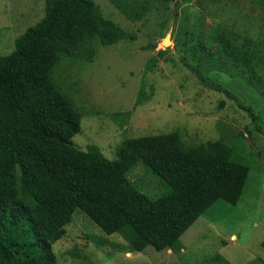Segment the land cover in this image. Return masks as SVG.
Masks as SVG:
<instances>
[{
    "label": "rangeland",
    "instance_id": "obj_1",
    "mask_svg": "<svg viewBox=\"0 0 264 264\" xmlns=\"http://www.w3.org/2000/svg\"><path fill=\"white\" fill-rule=\"evenodd\" d=\"M94 1L124 38L96 40L94 59L66 58L55 69L81 114L74 144L116 160L126 139L177 133L188 146L225 143L250 173L240 202L214 204L181 237L180 252L127 253L122 238L76 210L54 245L57 264H264V0H152L136 20L110 0ZM44 15L45 0H0V56ZM220 34L239 48L251 40L252 64L228 58ZM129 177L154 198L169 190L143 166ZM100 238L109 244L97 246Z\"/></svg>",
    "mask_w": 264,
    "mask_h": 264
},
{
    "label": "trees",
    "instance_id": "obj_2",
    "mask_svg": "<svg viewBox=\"0 0 264 264\" xmlns=\"http://www.w3.org/2000/svg\"><path fill=\"white\" fill-rule=\"evenodd\" d=\"M150 1L110 0L132 20ZM123 38L94 0H45L44 17L0 56V264H57L54 245L76 210L122 238L117 246L127 253L180 252L181 237L214 204L240 202L250 169L221 141L188 146L177 133L126 139L116 160L74 144L81 114L56 85L55 69L66 58L94 59L96 40ZM217 42L232 61L252 64L251 40L239 48L220 34ZM139 166L169 190L157 198L141 191L129 177Z\"/></svg>",
    "mask_w": 264,
    "mask_h": 264
},
{
    "label": "bare ground",
    "instance_id": "obj_3",
    "mask_svg": "<svg viewBox=\"0 0 264 264\" xmlns=\"http://www.w3.org/2000/svg\"><path fill=\"white\" fill-rule=\"evenodd\" d=\"M169 39H170V37H169ZM169 39H167V40L169 41ZM167 40H166V41H167ZM169 42H170V41H169ZM167 46H168V45H167Z\"/></svg>",
    "mask_w": 264,
    "mask_h": 264
}]
</instances>
